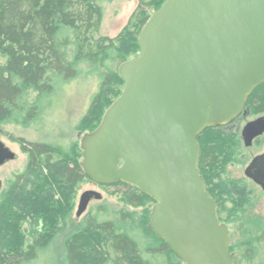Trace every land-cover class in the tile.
<instances>
[{"label": "water", "instance_id": "obj_1", "mask_svg": "<svg viewBox=\"0 0 264 264\" xmlns=\"http://www.w3.org/2000/svg\"><path fill=\"white\" fill-rule=\"evenodd\" d=\"M138 43L140 55L119 68L122 95L81 142L84 174L149 196L148 228L183 264H234L229 229L199 171L198 137L246 116L264 84V0H166ZM263 135L264 116L244 127L245 147ZM15 159L0 141V167ZM245 175L264 191V153ZM101 199L85 192L77 217Z\"/></svg>", "mask_w": 264, "mask_h": 264}, {"label": "trees", "instance_id": "obj_2", "mask_svg": "<svg viewBox=\"0 0 264 264\" xmlns=\"http://www.w3.org/2000/svg\"><path fill=\"white\" fill-rule=\"evenodd\" d=\"M139 1L127 30L132 27L134 19L138 20L140 30L134 45L140 50L139 36L151 17L149 10L159 11L166 0H150L148 3L145 0ZM97 2L98 0H0V54L7 58L6 64L0 65V125L16 112L22 113L19 103L27 92L38 93L39 97L54 96L58 87L79 78L81 71L68 59V49L72 45L70 32H74L77 40L75 62L98 64L102 50L109 55V51L115 48V40L100 39L95 43L94 50V37L99 32L103 19L102 9ZM105 42L109 46L104 47ZM119 59L125 61V56L121 54ZM99 78L102 79L101 91L94 98L91 110L83 120L94 129L101 124L104 108L112 105L108 103L105 106L104 87L112 81L124 83L120 75L111 72L103 73ZM95 109L97 112L92 114ZM246 111L251 115H264V84L251 95ZM38 117L39 108L33 107L26 112L23 122L29 124ZM235 138L234 135L228 136L223 127L208 129L198 137L201 148L199 171L208 192L217 201V214L219 202L216 195L230 194L237 198L244 195L243 189L235 184L222 182L219 178L220 167L225 168L227 163L233 161L241 144ZM50 148L41 144L23 148L29 154V163L1 204L0 237L4 238L1 240H6L10 234L13 237L17 235L12 221H21L18 209L29 207L35 212V218L41 215L49 223L53 200L51 188L75 189L79 182L86 179L81 166L54 162L52 155L55 150L50 151ZM43 156H46L44 160L41 159ZM209 177L218 178L220 193H217V189L211 190ZM27 184L31 186L29 190ZM117 184L134 191L124 199L130 206H141V199L154 202L134 187ZM66 217L62 219L65 221ZM142 227L143 233L139 235V232L128 230L123 225L92 219L88 224L81 225L78 231L64 236L65 253L61 264H108L110 259L99 245L103 240L96 241L103 236H106L105 242L110 243V249L116 256L115 264H183L161 238L146 228V225ZM57 233L60 236L63 229L55 228L48 239L35 241L26 252L19 251L6 256L0 250V264H33L40 254L47 252Z\"/></svg>", "mask_w": 264, "mask_h": 264}, {"label": "rangeland", "instance_id": "obj_3", "mask_svg": "<svg viewBox=\"0 0 264 264\" xmlns=\"http://www.w3.org/2000/svg\"><path fill=\"white\" fill-rule=\"evenodd\" d=\"M145 1L148 3L150 0ZM97 3L102 9L103 19L99 32L94 37V50H96L95 43L100 39L115 40V48L109 51V55L107 51L102 50L103 54L98 64L75 62L77 40L74 32H70L72 45L68 49V59L81 71L79 78L72 83L58 87L54 96L39 97L38 93L27 92L19 103L20 109L23 110L22 113L16 112L7 122L0 125V141L16 155L14 161L0 167V181L3 184L0 192V208L5 202V196L27 169L29 154L23 148L30 147L32 144L47 145L51 147L50 151L55 150L52 155L54 162L62 161L70 165L81 166L83 162L81 142L86 134L93 133L98 128H92L83 120L91 110L94 98L101 91L102 79L99 76L110 72L119 75V68L123 63L140 55V50L134 45L140 30L138 20L134 19L132 27L127 30L140 1L98 0ZM148 13L152 16L156 12L151 9ZM107 46L109 43L105 42L104 47ZM121 54L125 56V61L119 59ZM6 62L7 58L0 54V65L4 66ZM124 87L125 83L119 84L118 81H112L104 87L103 90H106L105 106L117 101ZM33 107L39 108V117L34 122L25 124L24 116ZM109 108H104L105 113ZM96 112L97 109L92 114ZM263 116L248 113L235 127L230 128L232 131L224 130L228 136L234 135L241 142L233 161L227 163L225 168L220 167L219 178L222 182L232 183L243 189L244 195L239 198L230 194L216 195L219 202L218 218L229 229L228 248L234 264H264V191L245 175L252 160L264 153V136L250 148L245 147L242 138V131L247 123ZM45 157L41 159L44 160ZM208 181L211 190L217 189V193H220L218 178L209 177ZM27 186L29 190L31 186L29 184ZM51 189L53 195L50 209L51 222H45L41 215L35 218V212H32L29 207L18 209L21 221H12V227L16 228L17 235L13 237L10 234L6 240H1L4 238L0 237V250L6 256L19 251L26 252L35 241L48 239V236L58 227V229H63V233L60 236L58 233L55 235L47 252L40 254L33 264H61L65 253L64 236L78 231L81 225L88 224L92 219L100 222H114L116 225L127 227L128 230L134 229V232L142 235V226L146 225L148 228L154 215L155 202L141 199L142 204L139 207L128 205L124 199L134 191L123 185L99 186L86 178L79 182L75 189L68 190L67 187L63 190H59L58 187ZM89 191L100 193L102 199L92 200L87 211L78 218L80 198ZM65 216L67 217L64 221L62 218ZM105 238L106 236H103L96 241L103 240L99 245L110 259L108 264H115L116 256L110 249V243L105 242Z\"/></svg>", "mask_w": 264, "mask_h": 264}, {"label": "flooded vegetation", "instance_id": "obj_4", "mask_svg": "<svg viewBox=\"0 0 264 264\" xmlns=\"http://www.w3.org/2000/svg\"><path fill=\"white\" fill-rule=\"evenodd\" d=\"M248 114V113H247ZM246 116H241V117H239L238 119H236L235 121H233L230 125H227V126H224L223 128H224V130H226L227 131V129H229V130H231L230 128H232V127H235V125L240 121V120H242V119H244ZM232 131V130H231ZM236 131V130H235ZM238 132V131H237ZM237 134V133H236ZM264 136V135H263ZM262 136V137H263ZM262 137H260V138H258V139H256L255 141H254V143H257L258 141H260L261 139H262ZM254 143H253V145H254ZM263 154V153H262ZM261 155V154H260ZM259 156V155H258ZM257 157V156H256ZM255 157V158H256ZM254 158V159H255ZM253 159V160H254ZM252 160V161H253ZM251 164V163H250ZM249 179V178H248ZM250 180V179H249ZM252 181V180H251ZM211 188V187H210ZM210 194V193H209ZM211 196V195H210ZM215 200V199H214ZM216 201V200H215ZM216 203H217V201H216ZM217 210H218V204H217ZM218 215V214H217ZM221 222V221H220ZM222 223V222H221Z\"/></svg>", "mask_w": 264, "mask_h": 264}]
</instances>
